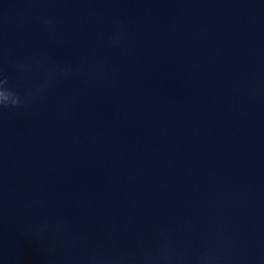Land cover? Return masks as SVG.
<instances>
[{"label": "clouds", "instance_id": "clouds-1", "mask_svg": "<svg viewBox=\"0 0 264 264\" xmlns=\"http://www.w3.org/2000/svg\"><path fill=\"white\" fill-rule=\"evenodd\" d=\"M20 106V95L9 87L7 76L0 73V110L18 108Z\"/></svg>", "mask_w": 264, "mask_h": 264}]
</instances>
